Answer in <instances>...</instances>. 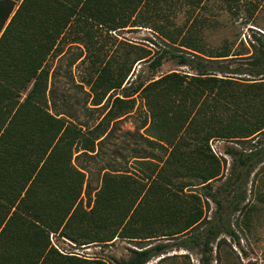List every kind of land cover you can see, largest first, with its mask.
Wrapping results in <instances>:
<instances>
[{"label": "trees", "instance_id": "obj_1", "mask_svg": "<svg viewBox=\"0 0 264 264\" xmlns=\"http://www.w3.org/2000/svg\"><path fill=\"white\" fill-rule=\"evenodd\" d=\"M187 1L194 11L206 8L208 2ZM221 2L235 11L238 6L249 9L246 24L257 27L253 24L258 0ZM174 3L0 0V264H106L61 252L53 237L74 247L105 246L117 239L133 243L128 259L114 264H148L172 249L194 248L200 252L201 264H211L212 244L219 236L238 243L225 218L231 212L224 211L238 212L245 197L240 195L225 208L216 192H210L223 167L209 142H245L264 133V116L251 95L261 83L230 79L238 75L262 79L264 36H252L248 44L252 54L233 50L227 41L219 48H207L201 37L204 18L191 14L190 24L176 26L175 16L165 10ZM127 28H148L179 53L164 49L151 58L149 51L114 39L119 55L110 75L108 64L93 58L99 36ZM62 41L83 49L72 64L87 60L93 66L86 85L94 109L110 92L125 89V84L131 90L130 95L115 97L94 126L71 120L60 104L63 100L55 99L49 61L61 52ZM124 45L127 50L122 55ZM166 55L194 76L170 73L139 86L137 78L126 81L136 63H148L155 70ZM228 60L246 64L233 70L208 65ZM235 87L248 88L249 94L234 91ZM136 94L145 117L130 134L137 148L129 158L144 169L143 174L102 166L99 186L93 189L90 169L78 160L96 162L121 121L134 112ZM253 147L239 158L243 167L262 154V148ZM154 150L162 155L148 152ZM198 186L209 190L206 196L219 211L209 220L207 204L206 208L192 193Z\"/></svg>", "mask_w": 264, "mask_h": 264}, {"label": "rangeland", "instance_id": "obj_2", "mask_svg": "<svg viewBox=\"0 0 264 264\" xmlns=\"http://www.w3.org/2000/svg\"><path fill=\"white\" fill-rule=\"evenodd\" d=\"M258 1V9L254 11L256 19L253 24L257 27L246 24L245 15L249 9L239 8L237 5L238 7L235 11V8L226 7V4L222 3L221 0H208L206 3L207 7L200 11H194L195 9L190 8L187 0H175V7H172V9L166 8L165 10L168 15L175 16L172 23L180 27L186 23V25L191 23L188 19L191 14L197 15L199 20L204 18L205 23L201 24V37L203 44L207 48H219L227 41L233 50L249 51L252 54V49L250 50L248 46L252 36H264V0ZM99 39L94 50L97 55L93 58H98V62L106 63V66L108 64L110 75L114 71L116 58L119 55L116 43L113 41L114 39L149 51L151 58L158 56L164 49L179 53L177 49H171L167 43L157 38L148 28H127L116 34L101 35ZM261 39L264 41L263 38ZM59 46L61 52L55 54L49 61L54 78L53 90L55 99L57 101L63 100L60 104H63V110L69 114L71 120L81 125L94 126L101 120L106 108L109 107L110 102L115 97L121 98L122 96L130 95L131 90H127L128 85L125 84L123 86L125 89L110 92L103 100V103L94 109L89 97V87L86 85L93 73V66L87 60L85 62L77 61L72 64L80 52L83 51L81 47H69L64 41ZM244 48L247 50L244 51ZM121 50L120 53L123 55V52L127 50L125 45L121 46ZM245 64L239 60L208 63L212 68L227 67L229 70L244 68ZM170 73L189 77L194 76V73L189 68L179 66L174 59L166 55L162 65L155 70H150L148 63H136L126 81L130 83L137 78L135 85L139 86L138 84L140 83L142 84L150 79H156ZM232 77L230 79L242 84L261 83L253 89L255 93L251 95L256 96L257 102L254 105L260 109L262 116H264V76L262 79H259L260 77L251 78L248 75ZM247 90L249 89L246 88L245 90L243 87H235L234 89V91H242L245 94H249L245 92ZM132 98L135 100L134 112L121 121L112 138L100 150L96 162H90L86 157H81L78 160L83 166L90 169L89 181L93 189L99 186V169L102 166L110 164L120 169L126 168L127 171L129 170L137 176L143 174L144 169L137 162H134L133 159L129 158L133 155L132 151L137 148L132 135L145 117L140 96L136 94ZM142 132L144 130L140 131V133ZM125 133L128 135L125 136ZM138 146L142 150L145 148L144 145L140 146L138 144ZM253 146L257 149L262 148V154L253 159L248 166L243 167L240 164V160L254 149ZM209 147L211 152L222 160L223 167L220 178L210 184V192H216L214 195L220 199L222 206L225 208L232 200L237 202L240 195L245 197L244 202L239 204L238 212H232L231 208L224 211L225 213L231 212L225 218H229L231 227L239 239L238 243L230 237L219 236L212 244L211 264H264V133L253 140L245 142L211 140ZM148 152H151L156 157L162 155L158 150ZM121 157L125 158L121 159ZM200 187H195L192 193L200 196L205 207L207 204L208 208L206 207L205 215L206 220H209L213 215H217L219 211H217L215 203L206 196L209 190L206 191ZM51 241L63 253L74 254L89 260H102L106 264H114V260L128 259L130 256L129 250L135 248L133 243L121 239H117L105 246L88 245L83 247H74L69 242L54 237ZM148 264H201L200 252L198 248L189 251L172 249L165 255L151 260Z\"/></svg>", "mask_w": 264, "mask_h": 264}]
</instances>
